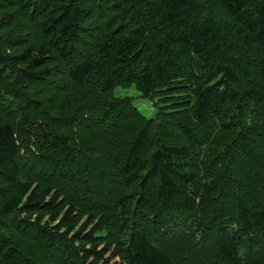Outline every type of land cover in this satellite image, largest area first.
Here are the masks:
<instances>
[{"label": "trees", "instance_id": "trees-1", "mask_svg": "<svg viewBox=\"0 0 264 264\" xmlns=\"http://www.w3.org/2000/svg\"><path fill=\"white\" fill-rule=\"evenodd\" d=\"M0 264H264V0H0Z\"/></svg>", "mask_w": 264, "mask_h": 264}, {"label": "rangeland", "instance_id": "rangeland-1", "mask_svg": "<svg viewBox=\"0 0 264 264\" xmlns=\"http://www.w3.org/2000/svg\"><path fill=\"white\" fill-rule=\"evenodd\" d=\"M114 94L116 96H128L131 98L133 104L146 116L152 117L157 110L156 107L153 106V102L149 98L140 97L138 91L135 87L129 86L126 88L116 87L114 89Z\"/></svg>", "mask_w": 264, "mask_h": 264}]
</instances>
